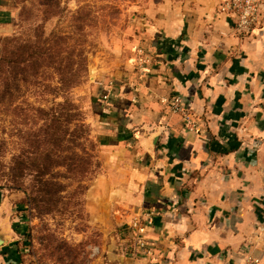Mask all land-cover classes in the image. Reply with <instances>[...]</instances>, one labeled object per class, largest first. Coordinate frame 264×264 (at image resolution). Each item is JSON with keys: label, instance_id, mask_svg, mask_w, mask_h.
<instances>
[{"label": "crops", "instance_id": "0c3cea01", "mask_svg": "<svg viewBox=\"0 0 264 264\" xmlns=\"http://www.w3.org/2000/svg\"><path fill=\"white\" fill-rule=\"evenodd\" d=\"M226 1L149 11L140 35L152 62L134 103L124 85L106 103L90 87L101 166L86 199L130 229L128 239L114 231L93 264H264V0L248 36ZM7 13L0 0V34ZM0 264L33 263L10 244Z\"/></svg>", "mask_w": 264, "mask_h": 264}, {"label": "rangeland", "instance_id": "374dc122", "mask_svg": "<svg viewBox=\"0 0 264 264\" xmlns=\"http://www.w3.org/2000/svg\"><path fill=\"white\" fill-rule=\"evenodd\" d=\"M2 2L8 13L0 34V206L1 216L9 217L1 226L9 236L3 247L12 244L33 264H93L114 231L128 239L130 229L86 199L101 166L90 87L101 93L132 80L140 84L135 101L143 93L152 56L141 42L140 24L161 0ZM138 47L149 55L142 75ZM51 124L59 126L56 142L38 146L41 158L32 167L37 172L44 158L49 161L41 179L45 195L35 172L18 180L12 168L20 155L35 151L29 140Z\"/></svg>", "mask_w": 264, "mask_h": 264}, {"label": "built area", "instance_id": "2783aa9c", "mask_svg": "<svg viewBox=\"0 0 264 264\" xmlns=\"http://www.w3.org/2000/svg\"><path fill=\"white\" fill-rule=\"evenodd\" d=\"M262 0H227L224 4L223 11L231 16L234 20L235 31L242 35L248 36L252 33L255 25L258 22V8ZM136 52L139 54L138 68L139 74H143L147 63H149V55L143 48L138 47ZM140 79H142L140 77ZM111 85V83H110ZM128 90L136 92L140 87V84L134 81H130L125 85ZM110 90L109 88L101 94V103H106L109 99ZM136 97L132 96L131 102H135ZM171 111L174 113H181L180 99L174 97L172 99ZM186 122L190 123L188 116L184 115ZM185 120V119H184Z\"/></svg>", "mask_w": 264, "mask_h": 264}, {"label": "trees", "instance_id": "16d2710c", "mask_svg": "<svg viewBox=\"0 0 264 264\" xmlns=\"http://www.w3.org/2000/svg\"><path fill=\"white\" fill-rule=\"evenodd\" d=\"M17 62H15L16 64ZM14 64V65H15ZM5 66V60H4V45L2 44V41L0 42V76L3 74ZM59 129L58 125H49L45 127V129L42 131L40 135H37L33 137L31 140H29V144H32V146L35 147V151L31 153H27L26 155H20L19 160L17 161V164H15V167L12 168L13 174H15V178L18 180L24 179L27 175L31 174L32 172H35V180L40 185L41 189L39 190L43 194H47V183L42 181V177L47 173L48 171V159L44 158L42 160L43 166L39 167L37 169V172L33 170V165L39 162L38 153V146L46 147V146H52L56 142V137H54L53 134H55L54 131H57ZM47 137V138H46Z\"/></svg>", "mask_w": 264, "mask_h": 264}, {"label": "water", "instance_id": "95a60500", "mask_svg": "<svg viewBox=\"0 0 264 264\" xmlns=\"http://www.w3.org/2000/svg\"><path fill=\"white\" fill-rule=\"evenodd\" d=\"M8 241H9V236L0 225V248L3 247Z\"/></svg>", "mask_w": 264, "mask_h": 264}]
</instances>
